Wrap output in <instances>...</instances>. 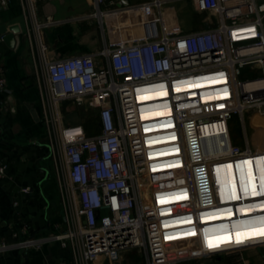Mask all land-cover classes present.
I'll return each mask as SVG.
<instances>
[{"label":"built area","instance_id":"2783aa9c","mask_svg":"<svg viewBox=\"0 0 264 264\" xmlns=\"http://www.w3.org/2000/svg\"><path fill=\"white\" fill-rule=\"evenodd\" d=\"M192 1L214 16L215 23L209 20L206 29L181 33L172 27L163 2L156 0L143 7L149 17L142 25V39L115 48L105 45L96 55L49 61V47L41 38L43 24L35 26L45 64L38 86L66 222L62 233L46 241L59 242L70 252L71 261L64 264H96L100 258L119 263L130 251L139 252L145 264H173L183 246L194 257L240 251L242 247L232 244L236 233H250L241 230L242 222L218 226L204 222L227 216L230 210H244L253 202L264 204L262 197L246 200L253 195L245 186L240 190L236 186L239 198L227 202L232 184L226 175L227 186L218 185L219 175L227 172L225 165H242L246 156L259 154L249 145L244 149L232 145L230 121L240 118L248 144L246 114L253 111L264 119V76L238 79L246 68L264 72V1ZM102 2L94 4L99 7ZM7 3L0 0V10ZM22 4L35 17L37 0ZM103 15L99 11L95 17ZM3 43L0 36V110L7 87ZM31 48L35 55L33 44ZM178 85L181 91L176 90ZM68 101L94 111L98 134L89 136L83 125L65 123L62 105ZM208 128L210 134L205 133ZM158 174L168 179L156 184ZM5 176L0 159V184ZM181 195L186 198L179 199ZM187 199L193 202L191 208L184 203ZM259 217L250 221L257 230ZM192 221L196 230L174 232ZM225 229L233 230L227 234L230 241L223 243L230 244L210 250L207 240ZM193 231L195 235L186 237ZM258 242L264 241L246 245ZM44 243L0 242V253L40 249Z\"/></svg>","mask_w":264,"mask_h":264},{"label":"crops","instance_id":"0c3cea01","mask_svg":"<svg viewBox=\"0 0 264 264\" xmlns=\"http://www.w3.org/2000/svg\"><path fill=\"white\" fill-rule=\"evenodd\" d=\"M94 1L37 0L35 17L30 9L22 4V0H8L7 5L0 10V36L10 34V28L13 26H19L21 30V33L16 35L19 38L17 43L12 46L4 41L1 46L7 87L1 96L3 104L0 110V159L6 166V176L0 184V242L15 244L24 239L45 242L40 249L14 248L2 252L0 264H64L71 261L70 252L62 248L59 242L46 241L52 235L62 233L66 222L60 193V177L50 154L45 107L38 86V78L42 80L45 74V64L37 49L38 34L35 26L43 24L41 38L49 47V61L96 55L105 45L115 48L142 39V25L149 17L143 7L154 4L156 0H103L99 7L95 6ZM161 1L172 27L181 33L185 32L180 25L178 4L190 3L195 14L204 16L201 25L208 27L206 21H216L214 16L199 10L192 0ZM99 11L104 14L101 18L95 17ZM200 29L199 26L193 32ZM32 44L35 55L32 54ZM62 114L67 125L85 127L87 124L90 128L89 123L93 122L96 124L94 135L99 133L94 111L82 110L68 101L62 105ZM247 115L251 124L246 123V133L251 136L258 132L261 120L264 119L256 112L250 111L245 116V122ZM86 131L89 136H94L88 129ZM256 139V151L260 155L254 156L255 158L251 156L247 160L252 162L251 180L248 178L249 165L233 164L230 168L225 165L227 172L219 173L218 185L227 186L224 177L226 175L232 188L234 185L240 190L247 186L252 190L254 185L255 190L264 195V133ZM230 162L231 160L224 161ZM244 179L246 183L243 182ZM256 197L249 196L246 200ZM231 201L234 200L229 198L227 202ZM258 216L261 219H258L257 223L262 229L264 204H248L246 217L249 226L247 231L250 233L255 226V222L252 224L250 221ZM227 222H231L230 212L227 216L206 221L204 225L217 223L218 226V223ZM191 224L187 222L182 226L191 227ZM232 231L225 229L219 235H232ZM16 232L20 234L18 239L14 237ZM189 236L191 235L186 237ZM243 239L242 243H236L242 247L240 251L208 256L194 257L187 251V247L183 246L179 248L178 261L173 264H264V242L246 245L248 241H264V235L251 234ZM228 244L219 243L218 247L210 250L217 251ZM232 244H235L234 240ZM127 258L131 260V264H145V258L137 251L124 254L119 263H110L105 258H100L96 264H125Z\"/></svg>","mask_w":264,"mask_h":264},{"label":"rangeland","instance_id":"374dc122","mask_svg":"<svg viewBox=\"0 0 264 264\" xmlns=\"http://www.w3.org/2000/svg\"><path fill=\"white\" fill-rule=\"evenodd\" d=\"M263 1L264 0H259V3L263 2ZM177 7L179 9L180 25H181L183 32H185V33L193 32V31L197 30L199 28V26L201 27L200 30L207 28L205 26V24L201 25V22H202L204 16L199 15V14H195L193 12V7L190 3L178 4ZM203 26H204V28H203ZM262 76H264V72L259 71L255 68H251V69L246 68L243 70L242 75L238 79L240 81H247V80H253L256 78H260ZM89 118H91L90 115H89ZM86 119H88V117ZM246 123H247V125L251 124V120L249 118V115H247L245 125H246ZM89 125H90V128L88 127L87 124H85V128L88 129L89 131H91V135H94L96 133L95 132L96 124L91 122V123H89ZM260 126L261 127H259L258 132H255L251 136H250V134L247 136L248 144H246V136H245V133L243 130L242 122L238 116H234L233 119L230 121L232 145L235 148H239V149H244L247 145H249V147L253 151H255L257 149V143L256 142L258 141L256 138L258 137V135H261L262 133H264V120H261ZM163 177L165 179H168L167 176L161 175V174L154 176L155 183L157 184V181L164 179ZM155 183H154V186L156 185ZM185 202H186V204H188L187 206H189L190 208L192 207L193 202L191 200L189 202V199H187L184 201V203ZM177 209H178V211H180V209L178 207H177ZM176 210L174 211L175 213L178 212ZM181 223H182V221H181ZM191 223H192L191 224L192 229L196 230L197 227L195 225V222L192 221ZM181 225L182 224H180L177 227L178 228L177 231L174 230L175 233L179 232V231H180L179 233H182V232L184 233V232L191 230L190 227L181 228L180 227ZM127 263L131 264V260H129L128 258H127L125 264H127Z\"/></svg>","mask_w":264,"mask_h":264},{"label":"snow or ice","instance_id":"6c2138e0","mask_svg":"<svg viewBox=\"0 0 264 264\" xmlns=\"http://www.w3.org/2000/svg\"><path fill=\"white\" fill-rule=\"evenodd\" d=\"M198 86V85H197ZM177 91H181V87L178 85L177 86ZM167 93H164V92H161L160 95H166ZM221 107H223V105H221ZM243 164H246V165H249V170H248V178L249 180H251L252 178V173H251V162L250 161H243L242 162ZM229 168L231 167L230 165L228 166ZM242 179H243V175H242ZM245 192L247 193L248 192V188L247 186H245ZM251 195L253 196H257V195H261V193H258L256 190H255V186L253 185L252 186V191H251ZM179 199H185L186 197L181 195L178 197ZM231 199H238L239 197L236 195V191H235V186L233 185V188H232V191H231V196H230ZM162 202H164L162 200ZM242 211H245V210H242ZM247 211H250V210H247ZM264 219V218H262ZM253 232H258L259 235H264V228L262 229H259V230H252ZM189 235H195V232L193 231L192 233H189ZM250 235V233H242V232H237L236 233V239H235V242L237 244L239 243H242V238H247L248 236ZM172 237H170L171 239ZM231 239L230 236L228 235H225V236H218V237H215V238H209L207 240V243H208V247L209 248H214V247H218L219 246V243H224V242H229Z\"/></svg>","mask_w":264,"mask_h":264},{"label":"bare ground","instance_id":"6f19581e","mask_svg":"<svg viewBox=\"0 0 264 264\" xmlns=\"http://www.w3.org/2000/svg\"><path fill=\"white\" fill-rule=\"evenodd\" d=\"M253 84H255V83H253ZM248 86H251V84H249ZM213 131H214V129H213ZM206 132H208V134H210V132H211V130L208 128L207 130H205V133ZM218 139L219 140H221V137H218ZM209 141H211V139H209ZM191 144H192V142H191ZM228 145L226 144V147H227ZM191 148H192V151H191V154L190 155H192V158L195 160L196 159V154H195V152H194V149H193V145H191ZM230 148V147H229ZM228 149V148H227ZM226 149H223L222 151H225ZM246 159H250L251 158V156H246L245 157ZM260 197H262L263 198V200H264V195L263 194H261V195H257V197L256 198H260ZM231 202H233V201H231ZM253 204H261V203H254L253 202ZM248 205V204H247ZM247 205H246V207H247ZM246 207L244 208V210L245 211H242V210H239L238 212H236V211H232V210H230V221L233 223V224H236V223H238V222H242V223H244V225H245V227H243L241 230H248V228H249V226H248V223H247V217H246ZM236 221V222H235ZM235 226V225H234Z\"/></svg>","mask_w":264,"mask_h":264},{"label":"water","instance_id":"95a60500","mask_svg":"<svg viewBox=\"0 0 264 264\" xmlns=\"http://www.w3.org/2000/svg\"><path fill=\"white\" fill-rule=\"evenodd\" d=\"M20 33L21 30L19 26H13L10 28V34L4 36V41L8 44L11 43V45L13 46L19 40V38H17L16 35H19Z\"/></svg>","mask_w":264,"mask_h":264}]
</instances>
